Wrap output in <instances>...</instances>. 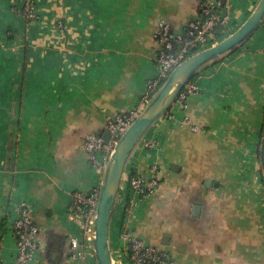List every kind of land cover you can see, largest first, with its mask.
Here are the masks:
<instances>
[{
    "label": "crops",
    "instance_id": "0c3cea01",
    "mask_svg": "<svg viewBox=\"0 0 264 264\" xmlns=\"http://www.w3.org/2000/svg\"><path fill=\"white\" fill-rule=\"evenodd\" d=\"M25 1L0 0V264L16 262L21 202L40 227L33 264H80L71 256L70 237L81 234L73 194L101 184L108 162L95 166L84 139L141 106L157 73V30L182 33L201 0H31L33 22L18 13ZM260 1L228 0L232 24L222 32ZM194 83L199 91L186 106L176 100L127 163L110 227L118 264L127 227L179 264H264V22ZM132 176L160 183L126 219Z\"/></svg>",
    "mask_w": 264,
    "mask_h": 264
},
{
    "label": "built area",
    "instance_id": "2783aa9c",
    "mask_svg": "<svg viewBox=\"0 0 264 264\" xmlns=\"http://www.w3.org/2000/svg\"><path fill=\"white\" fill-rule=\"evenodd\" d=\"M24 6V16L27 20L29 22L36 21L38 13L33 2L26 0ZM200 8L199 17L189 22L183 33L175 32L168 24L160 25L155 34V40L160 48L156 56L157 73L147 82L141 106L129 112L119 113L107 120V129L110 132L109 140L96 133L86 135L84 146L95 166L102 167L98 157H102L106 161L110 159L120 138L140 116L173 70L190 57L192 50L198 48L201 51L218 43L216 29L227 28L232 24L231 6L228 0L201 1ZM198 91L199 87L195 83L189 82L177 97V101L186 106L188 97ZM184 122L189 123L192 130L196 132L201 129L188 116ZM152 170L155 172L157 166L154 165ZM159 183L158 176H154L150 180L142 176H132L129 180L130 194L122 203L123 217L129 219L134 216L137 207L155 192ZM101 190L102 183L92 187L88 192L77 190L73 194L71 214L80 221L81 234L70 237V246L72 258L79 260L80 264H98L94 239L95 219ZM15 212L13 232L17 255L14 264L39 262L36 253L39 250L37 236L40 233V227L34 221L32 208L27 202H21L15 207ZM122 239L124 240L125 254L118 261L120 264H176L171 252L161 249L156 244L148 243L131 228L127 227L123 230Z\"/></svg>",
    "mask_w": 264,
    "mask_h": 264
},
{
    "label": "water",
    "instance_id": "95a60500",
    "mask_svg": "<svg viewBox=\"0 0 264 264\" xmlns=\"http://www.w3.org/2000/svg\"><path fill=\"white\" fill-rule=\"evenodd\" d=\"M263 22L264 0H261L250 17L238 29L218 43L195 53L178 65L140 116L120 138L107 162L95 219L94 247L98 264L116 263L110 242L113 212L127 163L146 132L172 106L181 91L195 75L237 50L253 36ZM100 135L106 140L110 139V132L100 133ZM194 210L195 212L199 211L200 207L195 206ZM169 237L166 236L165 243H169ZM182 247L184 246H180L179 252H184ZM174 258H176L175 254Z\"/></svg>",
    "mask_w": 264,
    "mask_h": 264
},
{
    "label": "trees",
    "instance_id": "16d2710c",
    "mask_svg": "<svg viewBox=\"0 0 264 264\" xmlns=\"http://www.w3.org/2000/svg\"><path fill=\"white\" fill-rule=\"evenodd\" d=\"M201 1H205V0H201ZM24 3L22 4V7H20V9L18 10V13L20 15H23L24 16ZM200 12H201V8L199 9ZM29 22V20H27ZM227 35H225L223 32H222V28H217L216 29V37L218 39V41L222 40L223 38H225ZM12 37V36H11ZM199 51L198 48H194L190 54V56L194 55L195 53H197ZM216 63V62H215ZM214 64V63H213ZM198 75V74H197ZM197 75L194 76V78L190 81V82H193L194 83V80L195 78L197 77ZM263 136H264V123H263V127H262V131H261V146H260V150L262 151V157L264 159V139H263Z\"/></svg>",
    "mask_w": 264,
    "mask_h": 264
},
{
    "label": "rangeland",
    "instance_id": "374dc122",
    "mask_svg": "<svg viewBox=\"0 0 264 264\" xmlns=\"http://www.w3.org/2000/svg\"><path fill=\"white\" fill-rule=\"evenodd\" d=\"M185 29V28H184ZM181 30H183V29H181ZM184 32V30L182 31V33Z\"/></svg>",
    "mask_w": 264,
    "mask_h": 264
},
{
    "label": "bare ground",
    "instance_id": "6f19581e",
    "mask_svg": "<svg viewBox=\"0 0 264 264\" xmlns=\"http://www.w3.org/2000/svg\"><path fill=\"white\" fill-rule=\"evenodd\" d=\"M115 264H118L117 262Z\"/></svg>",
    "mask_w": 264,
    "mask_h": 264
}]
</instances>
